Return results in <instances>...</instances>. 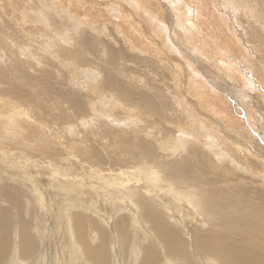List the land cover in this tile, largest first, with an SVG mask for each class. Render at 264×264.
<instances>
[{
  "label": "bare ground",
  "instance_id": "bare-ground-1",
  "mask_svg": "<svg viewBox=\"0 0 264 264\" xmlns=\"http://www.w3.org/2000/svg\"><path fill=\"white\" fill-rule=\"evenodd\" d=\"M210 2L197 0L199 17ZM226 2L214 71L243 57L245 83L264 88V0ZM181 19L160 0H0V264H264V141L245 127L255 113L174 50ZM23 62L55 65L77 91L48 72L31 82ZM211 92L245 118L206 106Z\"/></svg>",
  "mask_w": 264,
  "mask_h": 264
},
{
  "label": "rangeland",
  "instance_id": "rangeland-1",
  "mask_svg": "<svg viewBox=\"0 0 264 264\" xmlns=\"http://www.w3.org/2000/svg\"><path fill=\"white\" fill-rule=\"evenodd\" d=\"M160 1H162L166 5L168 4V6L170 4V10L172 9L174 15H175V12L180 13L182 16L181 20H183V18H184V20H186V22L188 23V25H183V27L180 29L174 26V30H173V34H172V40H171V46L173 48H175L174 50H176L177 53H179L183 57L182 60L186 64H188V66H189L188 60L193 61L192 58H197L198 60L200 59L198 61V64L200 67H202V69H206L208 71L212 70L213 74H215L217 76L219 75L222 79H224V81L227 80L228 83L230 82L235 88H237L239 90L235 96L243 99V101L245 103L249 102L250 105H252V108L250 110L254 111L253 112V113H255L254 118L257 120V123H253V124L250 121L247 122V120H246L245 122H246L247 126L244 123H242V124H244L245 127L248 128L247 130L249 131L250 135L252 134L253 136H259V137H261L260 139H262L264 141V97H263L264 96V88L260 84H257L258 81H256L255 77H253L252 82L249 81V82L245 83V81H244L245 78L251 77L252 74H251V71L249 70L248 64L244 63L246 61L243 57H240V56L236 57L239 62L235 59L234 60L230 59L231 61L236 62L235 67L232 66L235 69H233L227 63H224L225 66H229L232 69H229L228 67H224V66L220 67L221 65L219 64L222 61L221 59H219L220 56L218 54L221 52V50L216 48V46L223 48V45L218 43V41L216 40L215 37H218L217 35H219L220 38L223 37L226 39V37H225L226 32L222 30V27H224V23H225L224 22L225 21L224 13L229 11L227 9L228 7L226 8V6H227L226 0H211V2H210L211 5H209L208 11H207V17H202V16L199 17V12H198L197 6H196L197 0H185L186 3L184 5L183 10L191 13L193 18L184 17V13L177 6V1H179V0H167V1L166 0H160ZM122 3H124L125 5H127V7L130 8V5L126 4V2H122ZM6 6H7V3H6ZM236 10H238V9H236ZM242 19L244 20L245 18H242ZM237 21L238 20H236V22ZM210 23L212 25L213 24L214 25L212 26ZM213 28L214 29L216 28V29L214 30ZM225 30L227 32H229L227 28H225ZM185 32L190 34L185 39L186 43L188 44V46L190 48V52L185 51L184 46L178 40V35L181 34L183 36V35H185ZM195 35H198V38H195L194 37ZM200 46L203 47V48H201V51L198 49V47H200ZM119 47H120V45H119ZM171 54H174L175 56H177L175 52H171ZM224 54H225V57L226 56L228 57V55L226 53H224ZM110 55H107V59H109ZM111 56L116 58L114 53H112ZM202 56H204V57H202ZM223 57H224V55H223ZM225 57H224V59H225ZM227 57H226V59H227ZM226 59H225V61H227ZM1 61H3L4 63ZM1 61H0V65L5 66V60H1ZM24 62L21 63V65H22L21 72L24 73V75L27 76V78L31 82H33L34 80L40 81V79H43L44 75H46V73H44V72H48L53 77V78L51 77L49 81H51V82L53 81L52 83L56 85V88L61 87V88H63L62 90L65 91L66 93H71V92L77 91L75 89H72L73 87H71L69 85V83L62 81V77L66 76V73L63 72V74H60V72L58 71V68L56 69L55 65L51 66L49 64H46V65H41L40 67H39V65H36V67L31 68ZM98 62L102 64V62H100V61H98ZM216 63H218L220 66L218 65V67H216V69L214 71V64H216ZM8 65L9 64H7V66ZM104 65H106V64H104ZM140 65H142V64H140ZM134 67H136V66H134ZM190 67L193 68V66H190ZM200 67H199V69H200ZM193 77H194V75H193ZM56 79H58V81ZM59 80H61V81H59ZM254 81H256L255 84H254ZM60 83H66L67 85L62 86ZM243 91H245V93H248V94L251 93L250 95L247 94L249 96L248 98L246 97L245 93H243ZM258 92H260V93H258ZM211 94H212V97H211V99H209L206 102V106H209L210 108L216 107L221 113H223V115H225V113L232 114L233 115L232 117H234V119H239L238 118L239 114L243 118H245L244 115H246L247 111L244 112L245 108L242 105H240L241 103L239 101H237L238 103H240L239 107H238L237 106L238 104L234 103L235 100H232L230 97H228L227 95H225L223 93L211 92ZM258 108L259 109L261 108V109L259 110ZM260 111H262V114ZM121 118H123V117H121ZM124 118H126V117H124ZM240 126L242 128L244 127L242 125H240ZM102 130H104V129L103 128L99 129V131H101V134L103 133ZM130 131L131 130H126L127 137H128V132H130ZM92 132H94L93 129H91V130L79 129L80 135L78 136V140H82V138H83L86 141L85 144L83 143L84 147H86V148L88 147L87 149L90 148L91 150H96L98 148L95 146V144L93 145V142H91V137L93 138ZM105 132H107V131L105 130ZM122 135H124V134H122ZM40 138L42 139V142H40V144H43V142H45V144H43L44 147H54L53 144L47 146L48 142L50 141V139L48 137L42 136ZM101 142L103 144H105V143L108 144L107 139L101 140ZM79 145H81V144H79ZM69 146L70 145L68 144V147ZM96 152H99V151L96 150ZM10 183L13 185V187H19L17 184H14L12 181H10ZM2 187L4 189L10 190L11 186L9 185L8 182H5L2 184ZM0 237H1V235H0Z\"/></svg>",
  "mask_w": 264,
  "mask_h": 264
}]
</instances>
